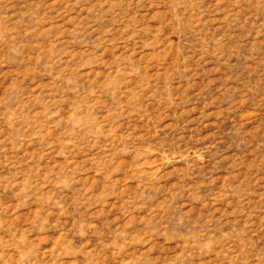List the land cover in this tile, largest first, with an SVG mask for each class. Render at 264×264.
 Wrapping results in <instances>:
<instances>
[{"label": "rangeland", "instance_id": "rangeland-1", "mask_svg": "<svg viewBox=\"0 0 264 264\" xmlns=\"http://www.w3.org/2000/svg\"><path fill=\"white\" fill-rule=\"evenodd\" d=\"M0 264H264V0H0Z\"/></svg>", "mask_w": 264, "mask_h": 264}]
</instances>
